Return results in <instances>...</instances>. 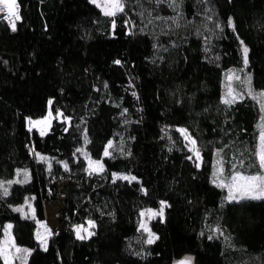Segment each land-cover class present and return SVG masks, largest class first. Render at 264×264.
<instances>
[{
	"label": "trees",
	"instance_id": "trees-1",
	"mask_svg": "<svg viewBox=\"0 0 264 264\" xmlns=\"http://www.w3.org/2000/svg\"><path fill=\"white\" fill-rule=\"evenodd\" d=\"M17 3L15 31L0 18V240L11 223L27 264H264V199L229 201L213 179L219 154L260 169L261 104L249 93L225 104L223 79L245 44L251 87L264 90V0H123L115 16L91 0ZM50 108L45 135L27 125ZM61 194L43 247L37 222ZM28 196L35 218L17 211ZM161 202L149 244L140 213ZM87 220L94 234L80 239L74 224Z\"/></svg>",
	"mask_w": 264,
	"mask_h": 264
},
{
	"label": "rangeland",
	"instance_id": "rangeland-1",
	"mask_svg": "<svg viewBox=\"0 0 264 264\" xmlns=\"http://www.w3.org/2000/svg\"><path fill=\"white\" fill-rule=\"evenodd\" d=\"M91 1H93V0H91ZM122 2H123V0H122ZM95 3H97L101 7L102 11L105 12V8L103 6L105 3V0H95ZM1 16L4 19V17L6 15L3 14ZM244 47H247V46L245 44H243V48ZM247 63H248V60H247ZM229 76H232L233 78L231 80H229L228 79ZM236 77H239V79H236ZM223 83H224L223 100L226 98H230L226 94L228 93L229 87H231L232 94H233V96L236 97L234 102L242 99V97L244 96L243 93H249L259 100L261 107H262V103H264V97L259 96V94L264 93V90L254 91L252 89L251 82H250V72L248 71L246 64H243L241 66H236V67H230V69H227L225 71ZM47 113L48 114H46L44 117L28 118L27 119V125H29L30 128L36 127L41 134L45 135V133L50 131V128L52 126V122L55 118V115L57 114V113H54L51 110V108L49 109V111ZM58 116L61 118L63 115H62V113L58 112ZM37 122H39V123H37ZM259 126H260V132L258 135L259 142H258V146H257V148H258L257 153L260 151L261 132L264 131V110H262V118L260 120ZM177 129H179V131L181 129L186 130L187 136L190 137L191 139H186L185 133H182L180 131L182 140L185 141V143L188 147V150H190L192 152V155L194 156L196 161L199 163V165H201V163H202L201 162L202 152L199 150L197 140H195L194 136L191 134L189 129H186L185 127H182V126L177 127ZM191 140L196 141L195 145H193L191 143ZM111 145H112V143H111ZM106 149L109 153V155H107V156H110L111 155L110 150H109L110 147L107 146ZM196 151L199 152V157H197ZM82 152L85 154L84 149H82ZM104 153H105V151H104ZM258 159H259V157H258ZM86 160H87V167H89L90 171L91 170L93 171V169L96 168V164H95L96 161H99L100 164H102L103 169L105 168L103 159L98 160V159H93L92 157L86 156ZM232 160H233V164L229 165V168H228L224 157H222L221 154L218 155V158L216 160V164H215V167L213 170V172H214L213 179H214V182L217 183L218 185L222 181L225 183H230L231 182V175L234 173V171H239L244 175H256L258 172H261L260 169H259V171H256L254 173L248 172V171H243L241 169V163H240L243 160H240V157H238V156H235ZM90 161L93 162L91 164V166H90ZM218 161L220 163H218ZM233 166H235V168ZM221 167L223 168L222 173L219 171V168H221ZM227 170L230 172H228ZM98 172H102V171H98ZM114 176H116L117 178H122L125 176L131 177V176H128L126 173L123 174V173H119V172H115ZM227 194H229L228 189H227ZM62 198H63V195L61 194L57 201L48 203V206H47L48 216H47V218L44 220H38V222H37L38 227H37L36 235H37L38 241H40V244L43 247H46L47 241L50 238L51 233L55 230L60 229V227H61V223H59V218H60V213H61L60 208L63 204ZM26 204H29L28 205L29 212H27V213H25L23 211V208L26 207ZM164 205H165V202H164ZM17 208L20 209V211H22V213L26 217L28 215L33 217V218L36 217L34 202L32 200V197H30V196H28L26 198L24 204L17 205ZM164 209H165V207H163L162 214H160L161 206H159V208L148 207V208H145L141 211V213H144V215H141V213H140V218H139L140 219V227L143 224L148 229V231H145V229L141 227L142 230H144L146 233H148V238H149V233H151L154 237H156V234L151 229V221L155 218L163 217ZM149 210H151L152 213H157V214L152 215L151 213H149ZM6 225L7 226L11 225V228H8L6 226L4 238L2 240H0V248L6 249V251L8 253L7 264H27V261H28L27 255H28V252L30 250L29 247L28 248L19 247L16 244L15 238L12 234V224L7 223ZM95 226H96L95 221L87 220L85 223H82V224H74V229H75V232L77 233V229L80 228L81 229L80 235L83 236L84 238H88L94 234ZM89 233H91V235H89ZM16 248L21 249V251L17 252ZM23 250H27V251L25 252ZM0 257L3 258L4 264H6L4 256L0 255ZM94 264H99V263L95 262Z\"/></svg>",
	"mask_w": 264,
	"mask_h": 264
},
{
	"label": "snow or ice",
	"instance_id": "snow-or-ice-1",
	"mask_svg": "<svg viewBox=\"0 0 264 264\" xmlns=\"http://www.w3.org/2000/svg\"><path fill=\"white\" fill-rule=\"evenodd\" d=\"M95 3V0H93ZM157 3H163L165 0H156ZM175 0H172V3L169 4L170 7L174 6ZM99 6V5H98ZM104 8H105V15L108 16H115L117 12H122L124 11V4L122 0H105L104 3ZM0 12H7V15L4 17V19L8 20L9 23L11 24V28L13 31L16 30V24L15 21L20 20V16L18 14V4L17 0H0ZM229 24H231V21H229ZM243 53H244V62L247 64V53L248 49L247 47L243 48ZM116 63H119V61H116ZM233 77L229 76L228 79L231 80ZM236 79H239V77H236ZM230 98L224 99L225 104H232L234 100L236 99L235 96L232 94V89L229 87L228 93L226 94ZM259 96L264 97V93H260ZM262 110H264V103H262ZM39 123V122H37ZM182 133H185V138L186 139H191L190 137L187 136L186 130L181 129L180 130ZM191 143L195 145L196 141L191 140ZM111 142H109L108 147H111ZM79 151V150H78ZM106 156L109 155L107 149H105ZM219 154V153H218ZM197 157H199V152L196 151ZM259 157V167L261 172H258L256 175H244L239 171H234V173L231 175V182L230 183H225L221 182L218 186L219 187H226L228 189V196L226 199L229 201H235L238 198L239 199H264V131L261 132L260 136V151L257 153ZM43 159V158H42ZM93 162L90 161V166ZM218 163H220L218 161ZM241 165H243V161L240 162ZM96 168L93 169V171H103V166L100 164L99 161L95 162ZM67 167V165H65ZM235 168V166H233ZM219 171L222 173L223 168H219ZM125 180L132 179L134 180L135 177H122ZM12 183V182H9ZM3 185L0 184V187ZM4 195H7V189H4ZM163 207H164V202H161V210L160 214L163 212ZM17 211H20V209H17ZM149 213L152 215H156L157 213H152L151 210H149ZM141 215H144V213H141ZM91 223V222H90ZM8 228H11V225L7 226ZM142 228L145 229V231H148V229L142 224ZM81 229H77V236L80 239H83L84 237L80 235ZM86 231V230H85ZM91 235V233H89ZM155 237L149 233V238L147 240V243L151 244L154 242ZM7 243V242H6ZM14 246V245H13ZM17 252H20L21 249L16 248ZM27 251V250H23ZM0 255H3L7 264L8 260V253L6 249L0 248ZM180 264H185V262H180Z\"/></svg>",
	"mask_w": 264,
	"mask_h": 264
},
{
	"label": "water",
	"instance_id": "water-1",
	"mask_svg": "<svg viewBox=\"0 0 264 264\" xmlns=\"http://www.w3.org/2000/svg\"><path fill=\"white\" fill-rule=\"evenodd\" d=\"M0 18H2L1 14H0ZM185 262V264H196V261L194 260V258L192 256H185L183 257V259H181L180 261H178L175 264H180V262Z\"/></svg>",
	"mask_w": 264,
	"mask_h": 264
},
{
	"label": "built area",
	"instance_id": "built-area-1",
	"mask_svg": "<svg viewBox=\"0 0 264 264\" xmlns=\"http://www.w3.org/2000/svg\"><path fill=\"white\" fill-rule=\"evenodd\" d=\"M18 4V3H17ZM19 9H20V6H19V4H18V14H19ZM1 14V13H0ZM1 15H3V14H1ZM20 16V15H19Z\"/></svg>",
	"mask_w": 264,
	"mask_h": 264
},
{
	"label": "bare ground",
	"instance_id": "bare-ground-1",
	"mask_svg": "<svg viewBox=\"0 0 264 264\" xmlns=\"http://www.w3.org/2000/svg\"><path fill=\"white\" fill-rule=\"evenodd\" d=\"M1 14L7 15V12H0Z\"/></svg>",
	"mask_w": 264,
	"mask_h": 264
}]
</instances>
